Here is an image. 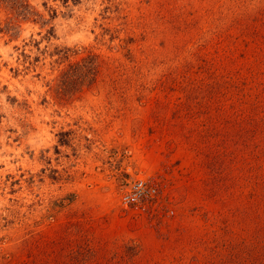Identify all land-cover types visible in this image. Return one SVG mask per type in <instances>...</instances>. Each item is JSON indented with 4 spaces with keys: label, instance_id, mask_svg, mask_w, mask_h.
<instances>
[{
    "label": "rangeland",
    "instance_id": "1",
    "mask_svg": "<svg viewBox=\"0 0 264 264\" xmlns=\"http://www.w3.org/2000/svg\"><path fill=\"white\" fill-rule=\"evenodd\" d=\"M252 102L264 0H0V264H264Z\"/></svg>",
    "mask_w": 264,
    "mask_h": 264
},
{
    "label": "built area",
    "instance_id": "2",
    "mask_svg": "<svg viewBox=\"0 0 264 264\" xmlns=\"http://www.w3.org/2000/svg\"><path fill=\"white\" fill-rule=\"evenodd\" d=\"M157 193V183L152 176H136L122 188L118 199L125 208L138 207L154 199Z\"/></svg>",
    "mask_w": 264,
    "mask_h": 264
},
{
    "label": "trees",
    "instance_id": "3",
    "mask_svg": "<svg viewBox=\"0 0 264 264\" xmlns=\"http://www.w3.org/2000/svg\"><path fill=\"white\" fill-rule=\"evenodd\" d=\"M233 86H235V87H238L239 85H238V83H233ZM246 102L244 101V104H245ZM250 105H252V110H251V112H247L246 113V109L244 110L245 112L244 113H246V115L248 116V119L250 120V122L253 124V128H254V130L256 131V132H258L259 133V135H260V144H261V151H262V156H263V158H264V116H263V114H261V115H256L257 113L256 112H254V110L255 109H257V106L256 105H258V104H255V102H252V103H249ZM250 105L249 106H246V107H250ZM245 108V107H244ZM261 111L263 110V109H260ZM262 187H263V190H264V179L262 180ZM264 205V204H263ZM138 248H139V246H138ZM137 252V251H136ZM136 252H132L131 253V255L133 256ZM263 261H264V257H263ZM24 264V263H23ZM34 264H50V263H46V262H36V263H34Z\"/></svg>",
    "mask_w": 264,
    "mask_h": 264
}]
</instances>
